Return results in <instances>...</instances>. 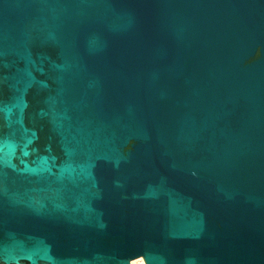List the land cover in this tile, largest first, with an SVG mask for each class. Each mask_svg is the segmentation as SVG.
Returning a JSON list of instances; mask_svg holds the SVG:
<instances>
[{
  "label": "water",
  "instance_id": "95a60500",
  "mask_svg": "<svg viewBox=\"0 0 264 264\" xmlns=\"http://www.w3.org/2000/svg\"><path fill=\"white\" fill-rule=\"evenodd\" d=\"M264 264V0H0V264Z\"/></svg>",
  "mask_w": 264,
  "mask_h": 264
},
{
  "label": "bare ground",
  "instance_id": "6f19581e",
  "mask_svg": "<svg viewBox=\"0 0 264 264\" xmlns=\"http://www.w3.org/2000/svg\"><path fill=\"white\" fill-rule=\"evenodd\" d=\"M131 264H144L141 258L135 259L131 261Z\"/></svg>",
  "mask_w": 264,
  "mask_h": 264
}]
</instances>
